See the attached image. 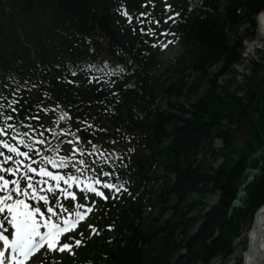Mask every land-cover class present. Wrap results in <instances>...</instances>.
I'll list each match as a JSON object with an SVG mask.
<instances>
[{
	"label": "trees",
	"instance_id": "trees-1",
	"mask_svg": "<svg viewBox=\"0 0 264 264\" xmlns=\"http://www.w3.org/2000/svg\"><path fill=\"white\" fill-rule=\"evenodd\" d=\"M124 2L139 3L0 0V92L10 96L21 90L20 103L27 101L22 113L51 103L66 111L74 126L99 116L103 130L123 131L135 139L134 189L142 190L141 195L108 209L118 237L111 245L94 238L88 250L105 254L108 264H211L217 256L226 261L241 229L264 202L263 151L260 173L246 188L245 207L231 210L245 168L259 164L248 160L264 146V103L257 105L261 113L253 122L251 147L233 162L230 130L244 99L231 85L217 84L220 74L207 75L218 62L223 74L239 61L238 31L245 23L254 26L264 0H175L183 20L178 24L183 53L175 66L159 73L155 53L116 13ZM103 57L112 65L108 73L100 63ZM258 65L264 70V63ZM118 71L126 72L119 85L111 86L110 77L89 81L96 72L110 76ZM248 79L247 93L258 84V79ZM206 80L208 89L191 103ZM163 98L165 109L158 106ZM217 138L221 149L214 148ZM218 158L222 162L215 168ZM158 180L162 185L156 189ZM215 191L217 203L207 206ZM155 205L169 206L172 216H146ZM240 263L238 258L235 264Z\"/></svg>",
	"mask_w": 264,
	"mask_h": 264
},
{
	"label": "snow or ice",
	"instance_id": "snow-or-ice-1",
	"mask_svg": "<svg viewBox=\"0 0 264 264\" xmlns=\"http://www.w3.org/2000/svg\"><path fill=\"white\" fill-rule=\"evenodd\" d=\"M170 7V5H165L166 10L170 9ZM141 15L144 14L142 13ZM164 23H167V20H165ZM141 32L152 36L157 35L154 29H148L147 32H145L144 29H141ZM159 35L165 36L166 33L160 32ZM152 47L163 48L165 45H162L159 41H157V43H154ZM72 74L76 75L75 72ZM5 99L7 98L2 92H0V100ZM26 104L27 101H24V103L21 104L17 100H12L7 104H0V109L7 108L10 109L12 113H18L25 109ZM0 116H2L4 120L3 126H0V136L6 135L9 131L14 133L10 141L0 139V147L6 149L7 153H9V155H5L4 152L0 151V157H3V161L0 162V165L8 162H12L14 165H20L22 161L16 159V157L28 160L30 156L34 154L35 156L40 157L39 162L41 164H48L53 168H75L76 171L79 172L80 168H77V164L86 166V161L83 159L74 163V156L71 158L68 156H60L58 159L53 158L47 153L41 156V150L37 149L35 146H42L48 143L43 131H37L32 125H27L26 127L28 130L18 132L17 126L9 123V121L14 119L13 115L0 111ZM30 118L35 119L36 117ZM65 119L66 114L60 117V120ZM30 133H32L36 139L33 140ZM64 134L75 137V140H68V144L70 145H75L81 139V137L76 133L65 132ZM53 135H56V133H53ZM17 137L22 138L18 139ZM26 139L33 140V142L26 143ZM11 141H14L15 143H12ZM20 145L27 149V151H21L19 147ZM91 146L95 151L96 145L92 144ZM48 151H59V147L55 150L49 149ZM76 151L77 147L74 146L72 148V152L75 153ZM80 154L83 155L82 149H80ZM36 163L37 160L35 159H32L30 163H23L25 172L22 174V178L23 181L27 182L25 190L22 193L24 199L19 198L21 195L20 189L22 181L19 179H5L4 175H0V181H2V184H0V192L7 193L6 195H0V214H4L0 217V241L3 242L2 247H0V264H26V261H29L33 253L38 250H44L45 256H47L48 253L54 252H68L69 254L74 255V247L78 248L82 244V240L75 238L74 233L78 231V223L80 221H85V218L91 211V209L87 208L86 204L83 202L88 200V197L82 196L80 198L81 202L75 204V209L77 210L74 211L72 202L77 200V196L73 192L68 191L65 193L68 206L65 207L64 204H58V211L54 210V208L49 205V197L47 195L37 194L38 190L34 186L32 176L30 175V173H37V168L33 166ZM0 171L15 175L16 172L19 171V168L0 167ZM38 175L41 177H49L53 181H56V188H59V182H63L67 188H72L79 181V177H65L59 173L50 172L45 167L39 168ZM103 175L107 177L109 173L104 172ZM40 182L47 183V180L39 181L37 183ZM10 184H14L15 188H10ZM96 185H100V188L106 190L115 189L117 193L120 192V188H118L115 184L102 182L98 179H92L86 185V191L101 199L106 200L108 197L105 195V192L100 190V188H97ZM28 189H31V193H29ZM40 191L51 193L52 199H57L56 192L51 185L46 190ZM60 191L65 192V189H60ZM26 200L36 201L37 203L30 205L26 202ZM41 201L43 203H39ZM42 209H45V211H42ZM64 213H67V215L60 219ZM54 217L58 219V222H53ZM5 224L9 225L10 228H5ZM89 227L93 232L96 231V229L91 225H89ZM42 228L44 231H41Z\"/></svg>",
	"mask_w": 264,
	"mask_h": 264
},
{
	"label": "rangeland",
	"instance_id": "rangeland-1",
	"mask_svg": "<svg viewBox=\"0 0 264 264\" xmlns=\"http://www.w3.org/2000/svg\"><path fill=\"white\" fill-rule=\"evenodd\" d=\"M168 0H161L162 3V13L163 17H165L169 13V9L166 10L165 5H168L167 3ZM264 14V11H263ZM258 16V15H257ZM257 16L254 21V26L248 25V24H243L239 31L238 35L240 37V41L242 43L241 47V53H240V59L238 62L234 63L233 65L229 66L227 70H225L223 74L220 73V70L222 69L220 64H214V66L208 71V77L213 78L215 74H220L217 77V84L218 85H231V89L234 91L237 90V95L241 96V98L244 99V109H247L249 112L257 108V105L259 106L263 105V101L261 97L262 94L264 95V70L262 69L261 66L258 64H263L264 63V36H259V27L260 24L258 22ZM157 49V60L159 62L158 67L159 69H164L168 66H170V63H172L175 60V57L181 53V47L179 45H175L173 47L171 46H165L163 48L161 47H156ZM231 67V68H230ZM227 72V73H226ZM192 78V75L188 77V82H190ZM248 78H255L261 80L262 84L260 85L259 83L254 87L251 88L249 93L248 91ZM248 83V84H247ZM209 84L208 83H202L200 85L198 94L191 96L190 102H194L197 99H199L202 94L206 91L208 88ZM172 101H174V97H172ZM260 102V103H259ZM260 109V108H259ZM243 108L241 109L240 112H242ZM253 112L245 118L247 113H244L243 116L239 117L237 115L235 123L231 125V127H239L242 130H244V133H237L234 137L232 138V141L236 142V147L234 148L235 150V158H239L243 154L244 151L249 149L251 147V144L253 143L254 139V130H253V122H254V116ZM238 119V120H237ZM238 129V128H237ZM223 147V142L220 139H215L214 141V148H222ZM261 150L264 151V146L261 148ZM222 162L221 158H218L215 163L213 164V167H218V165ZM242 182L246 178V174H242ZM219 193L218 191H215L214 193H211L208 195L207 200L205 203L207 206H211L216 201L218 200ZM245 199L243 198L242 200V207H245ZM163 213V218H167L171 212L168 211V209L161 210L155 209L153 211V216L158 215L160 212ZM92 215V214H91ZM251 221L249 222V224ZM247 224L244 226L240 234L238 236V240H236L235 245H234V251L233 255L227 260L224 261L222 258L219 256L213 258L211 260V264H233L235 260L240 258L243 250L246 247V229L249 226ZM196 228V227H194ZM89 234V233H88ZM90 235V234H89ZM88 235V236H89ZM237 243V244H236ZM237 245V246H236ZM56 260V259H55ZM54 260V261H55Z\"/></svg>",
	"mask_w": 264,
	"mask_h": 264
},
{
	"label": "bare ground",
	"instance_id": "bare-ground-1",
	"mask_svg": "<svg viewBox=\"0 0 264 264\" xmlns=\"http://www.w3.org/2000/svg\"><path fill=\"white\" fill-rule=\"evenodd\" d=\"M259 27V36H264V14L263 11L257 16ZM251 112V111H250ZM253 112V110H252ZM251 112V113H252ZM251 113H248L250 115ZM261 111L256 108L253 112L257 120V114ZM260 155L263 153L259 151ZM235 154V153H234ZM246 248L242 252L244 260L241 264H264V202L257 212L256 219L252 222L251 227L246 231Z\"/></svg>",
	"mask_w": 264,
	"mask_h": 264
},
{
	"label": "water",
	"instance_id": "water-1",
	"mask_svg": "<svg viewBox=\"0 0 264 264\" xmlns=\"http://www.w3.org/2000/svg\"><path fill=\"white\" fill-rule=\"evenodd\" d=\"M263 80H264V78H263ZM261 84H262V82H261ZM259 153L260 152L258 151L255 154H253V157H257ZM245 173H248V176H247L246 180L240 185L239 190L236 194V198L234 199V201L231 204V209L238 208V207L242 206V200L246 196L245 188L253 180L254 175L258 173V170L247 168L245 170ZM258 210L254 214L253 221L256 219V215H257Z\"/></svg>",
	"mask_w": 264,
	"mask_h": 264
},
{
	"label": "flooded vegetation",
	"instance_id": "flooded-vegetation-1",
	"mask_svg": "<svg viewBox=\"0 0 264 264\" xmlns=\"http://www.w3.org/2000/svg\"><path fill=\"white\" fill-rule=\"evenodd\" d=\"M245 116H246L245 118H247L248 114H246Z\"/></svg>",
	"mask_w": 264,
	"mask_h": 264
}]
</instances>
